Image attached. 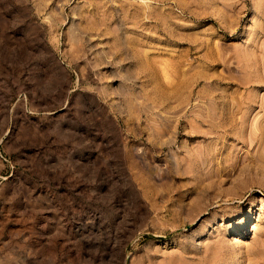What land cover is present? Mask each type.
I'll return each instance as SVG.
<instances>
[{"label":"rangeland","instance_id":"1","mask_svg":"<svg viewBox=\"0 0 264 264\" xmlns=\"http://www.w3.org/2000/svg\"><path fill=\"white\" fill-rule=\"evenodd\" d=\"M263 53L264 0H0V264H264Z\"/></svg>","mask_w":264,"mask_h":264},{"label":"bare ground","instance_id":"2","mask_svg":"<svg viewBox=\"0 0 264 264\" xmlns=\"http://www.w3.org/2000/svg\"><path fill=\"white\" fill-rule=\"evenodd\" d=\"M261 54H262V53H261ZM263 54H264V53H263ZM201 170H202V169H201ZM241 247H242V246H241ZM241 247H240V248H241ZM237 249H238V248H237ZM240 250H242V249H240ZM240 252H241V251H240Z\"/></svg>","mask_w":264,"mask_h":264}]
</instances>
